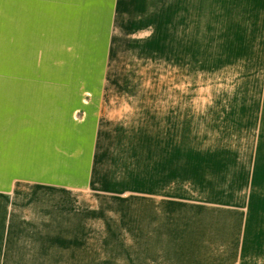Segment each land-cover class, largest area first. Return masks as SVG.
Listing matches in <instances>:
<instances>
[{
  "label": "rangeland",
  "instance_id": "rangeland-1",
  "mask_svg": "<svg viewBox=\"0 0 264 264\" xmlns=\"http://www.w3.org/2000/svg\"><path fill=\"white\" fill-rule=\"evenodd\" d=\"M0 264H264V0H0Z\"/></svg>",
  "mask_w": 264,
  "mask_h": 264
}]
</instances>
